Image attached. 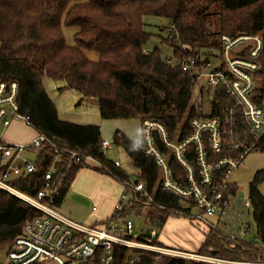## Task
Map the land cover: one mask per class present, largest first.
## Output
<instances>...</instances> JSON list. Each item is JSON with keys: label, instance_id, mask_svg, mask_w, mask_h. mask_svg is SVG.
<instances>
[{"label": "trees", "instance_id": "obj_1", "mask_svg": "<svg viewBox=\"0 0 264 264\" xmlns=\"http://www.w3.org/2000/svg\"><path fill=\"white\" fill-rule=\"evenodd\" d=\"M152 19L169 24L170 34L161 44L172 49L173 64L159 48L146 53L155 37L146 30L147 21ZM63 28L77 29L74 46L67 44ZM245 34H261L264 46V0H0V83L18 84L20 113L30 118L29 126L37 135L97 161L99 166L94 170L121 184L130 175L101 150V127L61 120L44 78L65 82L68 89L85 99H97L103 120L157 121L166 127L171 140H180L192 133L190 120L204 115L194 101L197 79L183 70L184 61L220 57L223 35ZM91 53L97 55V60L89 58ZM258 61L260 71L255 77L261 84L264 48ZM231 104L224 88L218 87L211 116L220 115L222 107ZM113 141L131 157L139 172L136 179L144 181L155 194L157 206L146 211V218L164 226L172 216L188 217L191 209L160 187L161 171L154 159L144 155L143 147L120 132ZM157 141L169 156L176 180L184 181L185 171ZM36 158L37 173L12 181L16 189L31 196L41 189L43 177L54 162L52 148L44 147ZM56 167L67 173L59 206L77 174L88 166L64 157ZM262 182L264 170L258 171L249 184L248 197L253 201L259 238L264 243V197L259 190ZM143 208L128 209L123 218L130 217L134 209L140 216ZM39 215L0 189V253H8L24 225ZM210 246L218 249L214 253L218 257H242L230 254L211 235L201 246V253H208ZM141 264L201 263L168 256L157 261L155 256L147 255Z\"/></svg>", "mask_w": 264, "mask_h": 264}, {"label": "built area", "instance_id": "obj_2", "mask_svg": "<svg viewBox=\"0 0 264 264\" xmlns=\"http://www.w3.org/2000/svg\"><path fill=\"white\" fill-rule=\"evenodd\" d=\"M220 44V57L202 56L183 63V70L197 79V88L209 104L206 111L203 102H198L197 107L204 115L190 120L192 133L171 140L164 125L147 119L141 122L142 147L144 155L154 159L161 171L162 190L191 209L188 217L182 218L197 225L205 239L211 235L230 254L242 257L214 256L218 249L213 246L208 249L213 255L164 246L155 229L135 234L134 222L129 217L123 218V214L141 206L151 209L157 203L147 184L131 176L121 183L124 190L115 210L101 225L71 220L58 207L67 173L56 165L64 157L79 164L91 159L61 148L45 136L38 135L26 145H11L0 134V189L40 213L24 225L7 253L5 264H141L147 255L201 264H264V243L259 238L253 201L248 196L240 199V188L231 182L248 156L264 151V81L259 84L255 77L260 71L258 59L264 48L263 36L223 35ZM167 62L172 63V59ZM220 86L232 104L224 105L220 115L211 116L215 90ZM18 95L16 82L0 83V129L7 130L16 122L30 125V118L20 113ZM157 140L185 171L184 181L176 180L169 156ZM101 142L104 153L115 143L111 139ZM46 146L52 148L54 162L43 177L41 189L32 196L19 191L12 181L38 172L37 158L32 162L29 156L37 157ZM114 164L122 168L119 161ZM253 229L257 232L255 237Z\"/></svg>", "mask_w": 264, "mask_h": 264}, {"label": "rangeland", "instance_id": "obj_3", "mask_svg": "<svg viewBox=\"0 0 264 264\" xmlns=\"http://www.w3.org/2000/svg\"><path fill=\"white\" fill-rule=\"evenodd\" d=\"M169 24L166 21L162 20H153L147 21L146 30L149 33H153L155 37L152 38L148 44L147 50H152L156 47L159 48L164 58L172 57L173 51L171 48H165L161 44L162 39H168L169 36ZM66 41L68 45L74 46V35L77 32V29H67L63 28ZM216 54V53H215ZM90 59L97 60V55L91 53L88 54ZM172 59V58H171ZM218 64V63H215ZM44 86L47 90L49 97L56 105L57 109L61 112V118L65 122H70L78 125H97L102 129V139H111L114 140L117 132L127 133L128 136L140 147L143 145L142 137V125L141 120H103L99 111V102L97 99H85L83 96L75 91L70 90L66 87L65 82L63 81H53L49 77H45ZM199 88H196L194 91L195 98L194 101L203 102L204 109L208 111L209 104L208 99L204 98L200 93ZM0 134L4 141L11 145H17V138L25 140V144L32 142L37 136L34 131L30 130L28 127L24 126L22 122L14 123L7 130L0 129ZM32 140V141H31ZM19 145V144H18ZM106 157L110 158L113 161H119L122 165V170L128 172L132 178L138 177V170L131 157L128 156L125 149L114 144L112 149L105 152ZM36 156L30 155V161L34 162ZM95 167H98L95 165ZM94 167V168H95ZM94 168H84V173L90 172V185H92L90 192L86 196V199H81L77 196L72 197V201L66 204L62 208V214L71 220L86 224L84 221L80 220L89 216L93 212V208L97 203L91 202V191L99 192L98 184H94V176H103L100 173H97ZM264 170V151L261 154H252L244 161L241 167L233 174L231 182L237 185L240 188L239 197L244 199L249 195L250 183L253 181L256 173L258 171ZM107 178V176H103ZM113 180V179H112ZM103 197L102 201L109 197H104L107 194L116 196L115 204L111 214H113L119 196L123 192L124 188L122 185L113 183L110 181L108 185L102 187ZM259 190L264 197V182L259 185ZM69 194V193H68ZM67 200V199H66ZM65 202V200H64ZM148 208H143V213L140 216L136 215L137 209L132 210L133 214L129 217L134 222V233L141 234V232L149 233L152 229H155L160 233L159 240L164 246H171L174 248L181 249L183 251H192V252H201L199 245L202 243L203 238L205 237L201 229L195 224H191L189 219L173 217L170 218L164 226H153L152 222L146 218V211ZM107 220V219H106ZM253 231V237L257 236L255 229ZM213 255L211 253H207ZM215 256V255H214ZM160 257L156 258L158 261ZM7 261V253L3 251L0 253V263L5 264ZM53 264V263H48Z\"/></svg>", "mask_w": 264, "mask_h": 264}, {"label": "crops", "instance_id": "obj_4", "mask_svg": "<svg viewBox=\"0 0 264 264\" xmlns=\"http://www.w3.org/2000/svg\"><path fill=\"white\" fill-rule=\"evenodd\" d=\"M44 83V82H43ZM48 93V92H47ZM58 112V116L59 118L62 120L61 118V112L59 109H57ZM19 123V122H16ZM14 124V123H13ZM12 124V125H13ZM24 126L28 127L30 130L34 131L36 136L37 133L35 130H33L29 125H26L25 123H23ZM86 125V124H85ZM102 132V129H101ZM120 132V131H119ZM121 134H125L126 136H128V134L122 133ZM129 137V136H128ZM130 138V137H129ZM102 139V136H101ZM131 139V138H130ZM103 140V139H102ZM104 140H108V139H104ZM110 140V139H109ZM108 140V141H109ZM132 140V139H131ZM17 143L19 145H22L25 143L24 139L21 138H17L16 139ZM32 141V140H31ZM133 141V140H132ZM31 143V142H30ZM17 144V145H18ZM29 144V143H28ZM26 145V144H25ZM113 161V160H112ZM117 161V160H116ZM115 162V161H114ZM87 166L89 169L94 168L95 165L99 166V164L97 163V161H93V160H88L86 162ZM96 168V167H95ZM98 173V172H97ZM105 176V175H103ZM103 176H94V184L97 183L98 184V188H99V192L95 191L94 193L91 191V202L97 203L98 205H95V207L93 208V212L85 217V218H81L80 220L84 221V223H86L87 225H93V226H98L101 225L104 221H106V219H108V216L111 214L113 207H114V202L116 200V196L111 195V194H107L104 197H109L106 198L105 200L102 201V197H103V189L102 187L105 185H108V183L113 182V183H117L119 185H121L117 180H115L114 178H112L111 176L107 178L103 177ZM113 179V180H112ZM92 185H90V172L88 173H84L83 169L77 174V177L75 178L70 190H69V194L66 195L65 197V202L63 200V202L58 206L59 210L62 212V208L70 203L72 201V197L73 196H77L79 198H83L86 199V196L88 195V193L90 192L89 190L91 189ZM92 190V189H91ZM67 199V200H66ZM202 243L199 245V248H201V246L203 245L204 241H205V237H202ZM171 247V246H170Z\"/></svg>", "mask_w": 264, "mask_h": 264}, {"label": "water", "instance_id": "obj_5", "mask_svg": "<svg viewBox=\"0 0 264 264\" xmlns=\"http://www.w3.org/2000/svg\"><path fill=\"white\" fill-rule=\"evenodd\" d=\"M152 224H153V226H155V227H157V226H162L163 225V223H161V222H152Z\"/></svg>", "mask_w": 264, "mask_h": 264}]
</instances>
